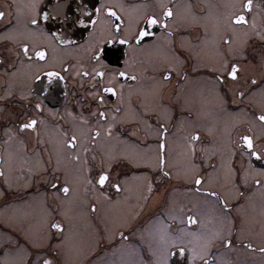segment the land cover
<instances>
[{
  "label": "flooded vegetation",
  "instance_id": "obj_1",
  "mask_svg": "<svg viewBox=\"0 0 264 264\" xmlns=\"http://www.w3.org/2000/svg\"><path fill=\"white\" fill-rule=\"evenodd\" d=\"M44 1L0 0V228L28 250L7 222L29 196H66L81 160L87 221L122 223L105 262L264 264V0H71L93 18L69 37Z\"/></svg>",
  "mask_w": 264,
  "mask_h": 264
},
{
  "label": "rangeland",
  "instance_id": "obj_2",
  "mask_svg": "<svg viewBox=\"0 0 264 264\" xmlns=\"http://www.w3.org/2000/svg\"><path fill=\"white\" fill-rule=\"evenodd\" d=\"M219 22V24H226L225 14H221ZM64 162L67 161L64 160ZM66 164L69 168V164ZM33 165L35 168H42L41 161L39 164L33 163ZM71 166L74 168V172L67 175L70 178L71 190L68 194L66 193V196H63L61 191H59V195L53 193V196L50 195L49 197H46L45 191L44 195L29 196L26 205H23V208L26 206V210L22 208L19 212L13 213L17 217L12 214L10 222H7L13 230L27 231L28 250L18 243L14 237L12 238L7 231L0 228V242L7 241L11 245V256L10 252L6 251L3 257V259H6L4 260L5 264H20L24 261V257L21 256L23 253L26 254V250L29 253H34V257L29 264H40L41 258L45 255H50L58 264H88L86 259L92 252L94 254L93 264L115 263L113 259L105 262V252L108 251L101 250V237L106 238L108 241L113 240L116 238V227L121 226L122 223L117 220V217H112L110 227H105L101 233H98L95 228L96 225L87 221L85 217L87 214L85 206L87 188L84 191L87 176L84 164L79 160ZM54 196L58 197L60 208L57 207ZM121 200L118 199L116 202L118 203ZM13 211H15V208ZM57 211L60 217L57 215ZM4 213H6L4 207H1L0 217ZM25 216L27 218L22 220L21 218H25ZM53 218L57 219L55 223L64 226L62 231H52L49 222ZM136 250L134 245L128 246L122 250L124 253L121 257L137 259V254L134 252ZM123 261L125 262L124 258ZM137 261L140 264V260L137 259Z\"/></svg>",
  "mask_w": 264,
  "mask_h": 264
},
{
  "label": "snow or ice",
  "instance_id": "obj_3",
  "mask_svg": "<svg viewBox=\"0 0 264 264\" xmlns=\"http://www.w3.org/2000/svg\"><path fill=\"white\" fill-rule=\"evenodd\" d=\"M244 7H245V8L250 7V0H249V3H246V4L244 5ZM108 11L111 12L112 10H111V9H108ZM113 14H114V13H113ZM165 14L168 15V16H171V15H172L171 10L166 11ZM3 15H4V13H3V12H0V17H2ZM243 19H244L243 16L237 17V20H243ZM83 22H84L83 20L78 21V23H81V24H82ZM156 22H157V21H156L155 18H149V19H148V23H149V24H155ZM32 23L35 24L36 21L33 20ZM141 35H144V32H143V31L141 32ZM137 39H139V37H137ZM123 42H124V43H127L126 40L123 41ZM23 47H24L25 49H27V45H24ZM36 55H37V56H40V57H43V56H44V53H43V52H37ZM99 55H100V53H95L94 58H98ZM237 68H238L237 65H233V66H232V71L229 72L228 75H229L230 77L235 78V76H236V72H237ZM118 74H119L120 76H124V75H126V73H124V72H120V73H118ZM49 75H53V74H52V73H49ZM84 75H87V73H84ZM98 75H103V74H102V73H99ZM165 78H167V77H165ZM253 83H255V81H253ZM105 91H107V92H113L114 89H113V88H106ZM102 100H103V98H101V101H102ZM37 107H39V105H38ZM100 116H101V118H103L104 113H100ZM258 119H259L260 121L264 122V115H260V116L258 117ZM34 124H35V121H32L31 123H28V124L26 125V127L31 128ZM21 127H25V125H21ZM111 127H112V126L109 125V128H111ZM97 135H98V133H97ZM194 138H197V137H194ZM75 140H76V137L73 136L72 139L68 141L69 145H71ZM243 141H244L245 144H247V147H248L249 149H253L254 145H253V143H252V139H251L250 137H248V136H244V137H243ZM160 147H161V149H162V148L164 147V144L161 143V144H160ZM250 155H251V156H254V157H257L258 159H264V152H259V151H255V150H254V151H251V152H250ZM161 163H163V159H161ZM107 179H108L107 173H102V174L99 176V183H100V184H104L105 181H106ZM195 183L199 185V184L201 183V178H200V177H197L196 180H195ZM256 183L259 185V184H260V181L257 180ZM53 187H55V185H53ZM115 187L119 188V185H115ZM63 191H64L65 193L68 192V191H69L68 187L65 186L64 189H63ZM225 207H227L226 204H225ZM52 227H54V228H60V225H59V224H53ZM226 243H227V242H226ZM249 247H251V245H249ZM261 251H264V249H261ZM181 252H183V249H181ZM43 264H50V261L45 260V261L43 262Z\"/></svg>",
  "mask_w": 264,
  "mask_h": 264
},
{
  "label": "water",
  "instance_id": "obj_4",
  "mask_svg": "<svg viewBox=\"0 0 264 264\" xmlns=\"http://www.w3.org/2000/svg\"><path fill=\"white\" fill-rule=\"evenodd\" d=\"M47 6L50 12L55 11V13L61 14V20L59 23L61 25V34L63 37H69V33L73 30L72 25L75 21L83 19V24L78 23L77 25L80 29H83V27H85L86 20L90 21V19L93 18L90 14H88L86 18H83L85 15L82 14L78 7H74L71 0H45L43 7L47 8ZM78 27L77 29H79Z\"/></svg>",
  "mask_w": 264,
  "mask_h": 264
}]
</instances>
